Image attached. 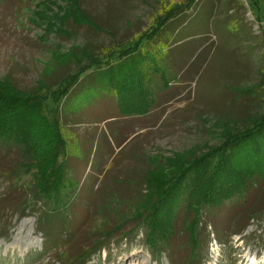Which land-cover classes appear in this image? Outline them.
I'll list each match as a JSON object with an SVG mask.
<instances>
[{
    "label": "rangeland",
    "instance_id": "1",
    "mask_svg": "<svg viewBox=\"0 0 264 264\" xmlns=\"http://www.w3.org/2000/svg\"><path fill=\"white\" fill-rule=\"evenodd\" d=\"M79 2L77 12V0H0V79L10 78L21 90L37 87L38 81L58 80L77 70L74 58L87 48L105 60L104 55L133 45L156 19L177 5L185 7L188 0ZM179 17L184 22L177 32L166 35L169 47L163 53L154 44L148 67L153 77L170 81H161V88L178 91L176 99L154 116L146 113L144 120H123L129 129L118 134L115 128L122 125L123 114L113 104L106 80L88 96L79 92L72 97L64 109L70 105L84 111L78 120L66 116L80 142L66 160L69 180L78 185L73 208L51 222L46 236L45 224H39L46 212L43 205L35 204L23 214L1 206L0 264H78L72 260L88 237L105 226L120 225L118 220L127 238L113 234L91 249L82 264H171L168 253L173 250L178 264H189L188 235L180 231L168 253H149L142 228L133 222L132 206L146 191L142 177L154 168V161L168 173L175 157L218 145L226 132L264 115V0H194ZM140 78L141 73L135 74L136 93L144 92ZM148 90L145 107L152 101L158 104L154 90ZM122 138L126 141L120 145ZM12 158V150L0 147V205L10 187L4 173ZM29 180L30 175L23 176L22 184ZM231 217L226 212L215 219L203 215L195 264H264V213L241 233H234ZM211 220L218 235L214 227L204 226Z\"/></svg>",
    "mask_w": 264,
    "mask_h": 264
},
{
    "label": "trees",
    "instance_id": "2",
    "mask_svg": "<svg viewBox=\"0 0 264 264\" xmlns=\"http://www.w3.org/2000/svg\"><path fill=\"white\" fill-rule=\"evenodd\" d=\"M193 2L188 0L185 7L180 4L167 10L150 30L139 35L133 45L104 55L105 60L97 53L91 54L87 48L85 53L74 58L77 70L53 82L42 80L31 90H21L10 78L0 79V147L8 152L12 150L15 155L12 166L4 173L10 187L1 201V209L8 207L23 214L35 204L43 205L46 212L39 224H45L43 231L49 236L47 229H50L51 222L67 208L72 210L73 198L78 195V185L69 180L66 160L76 141L77 144L80 142L70 129L66 116L70 114L78 120L84 117V111L75 110L70 105L64 109V105L79 92L89 93L106 80L113 104L123 114V117L119 114L122 125L115 128L116 133L123 128L128 131L129 126L123 122L127 118L144 120L146 113L154 116L163 110L165 104L176 99L178 91L165 86L161 88V81H170L161 80L162 76L153 77L148 69L149 61L153 59L154 44L165 53L164 49L169 47L167 33L177 32L180 23L184 22L179 15L191 9ZM77 4L79 12V0ZM82 13L83 18L89 17L84 10ZM87 20L95 26L90 17ZM100 31L105 30L100 27ZM87 70L92 72L83 75ZM139 73L143 75L138 81L144 92L136 93L134 76ZM149 87L154 90L158 104L152 101L145 107ZM163 91L164 95L161 94ZM137 99L140 100L136 102ZM223 136L218 145L206 147L205 151L193 152L184 158L175 157L168 173L163 167L159 168V160L154 161V168L142 177L146 191L133 203L132 213L135 214L132 219L135 227L142 228L144 246L150 254L168 253L175 233L180 231L182 235H188L186 242L191 256L188 260L189 264H195L200 251L204 214L215 219L218 214L232 213L230 223L236 228L234 233H241L250 220L264 213V115ZM125 141L126 138H122L120 145ZM25 175H30L26 185L22 184ZM23 185L26 188L18 187ZM119 212L121 215L120 209ZM118 224L105 226L99 233L88 237V242L80 247L79 254L72 261L84 263L89 251L99 248L100 242L113 234H122L126 239L128 233L121 232L124 224L119 220ZM204 226L214 227L213 233L218 235L214 221ZM168 254L171 264H178L176 251Z\"/></svg>",
    "mask_w": 264,
    "mask_h": 264
},
{
    "label": "bare ground",
    "instance_id": "3",
    "mask_svg": "<svg viewBox=\"0 0 264 264\" xmlns=\"http://www.w3.org/2000/svg\"><path fill=\"white\" fill-rule=\"evenodd\" d=\"M253 263H255V262L253 261Z\"/></svg>",
    "mask_w": 264,
    "mask_h": 264
}]
</instances>
